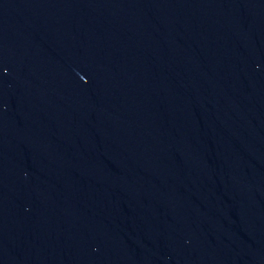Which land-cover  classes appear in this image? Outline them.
Instances as JSON below:
<instances>
[{
    "label": "water",
    "instance_id": "obj_1",
    "mask_svg": "<svg viewBox=\"0 0 264 264\" xmlns=\"http://www.w3.org/2000/svg\"><path fill=\"white\" fill-rule=\"evenodd\" d=\"M0 264H264V0H0Z\"/></svg>",
    "mask_w": 264,
    "mask_h": 264
}]
</instances>
